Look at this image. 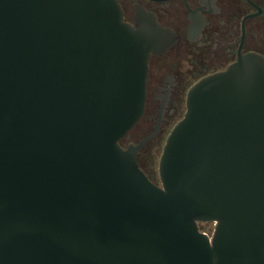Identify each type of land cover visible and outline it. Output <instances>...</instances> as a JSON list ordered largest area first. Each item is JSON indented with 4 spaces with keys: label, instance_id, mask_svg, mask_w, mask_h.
<instances>
[{
    "label": "water",
    "instance_id": "1",
    "mask_svg": "<svg viewBox=\"0 0 264 264\" xmlns=\"http://www.w3.org/2000/svg\"><path fill=\"white\" fill-rule=\"evenodd\" d=\"M118 0H0V264H264V58L193 86L159 160L123 148L170 46ZM200 223H213L212 234Z\"/></svg>",
    "mask_w": 264,
    "mask_h": 264
},
{
    "label": "flooded vegetation",
    "instance_id": "2",
    "mask_svg": "<svg viewBox=\"0 0 264 264\" xmlns=\"http://www.w3.org/2000/svg\"><path fill=\"white\" fill-rule=\"evenodd\" d=\"M118 2L124 22L137 28L151 23L152 17L168 32L170 46L148 59L144 115L120 140L128 148L149 139L137 158L143 171L149 177L156 175L155 183L160 184L158 169L148 172L143 160L165 145L184 117L190 89L203 78L226 71L241 57L264 58V0Z\"/></svg>",
    "mask_w": 264,
    "mask_h": 264
},
{
    "label": "rangeland",
    "instance_id": "3",
    "mask_svg": "<svg viewBox=\"0 0 264 264\" xmlns=\"http://www.w3.org/2000/svg\"><path fill=\"white\" fill-rule=\"evenodd\" d=\"M164 142L160 145V148L154 149L153 152L149 155V157L143 160V165L148 172H152L158 169L160 156L162 154ZM214 225L212 223H202L200 225V229L203 232L208 234L213 233Z\"/></svg>",
    "mask_w": 264,
    "mask_h": 264
}]
</instances>
